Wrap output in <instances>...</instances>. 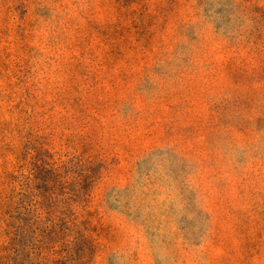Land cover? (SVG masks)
I'll use <instances>...</instances> for the list:
<instances>
[{"label":"rangeland","instance_id":"374dc122","mask_svg":"<svg viewBox=\"0 0 264 264\" xmlns=\"http://www.w3.org/2000/svg\"><path fill=\"white\" fill-rule=\"evenodd\" d=\"M0 264H264V0H0Z\"/></svg>","mask_w":264,"mask_h":264}]
</instances>
